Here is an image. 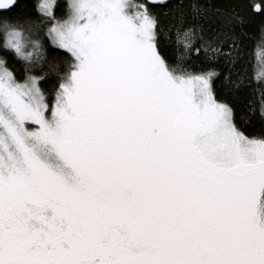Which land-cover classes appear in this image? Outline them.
Masks as SVG:
<instances>
[{
  "label": "snow or ice",
  "instance_id": "1",
  "mask_svg": "<svg viewBox=\"0 0 264 264\" xmlns=\"http://www.w3.org/2000/svg\"><path fill=\"white\" fill-rule=\"evenodd\" d=\"M256 18L264 50V0H0V264H264Z\"/></svg>",
  "mask_w": 264,
  "mask_h": 264
},
{
  "label": "trees",
  "instance_id": "2",
  "mask_svg": "<svg viewBox=\"0 0 264 264\" xmlns=\"http://www.w3.org/2000/svg\"><path fill=\"white\" fill-rule=\"evenodd\" d=\"M57 2L61 5H64V6H66L68 4L67 0H57ZM215 2L216 3H225L226 0H215ZM66 11H67V9L65 8V12ZM260 24H261L260 18H256V19L250 21L249 23H247V25L245 27L244 36H243V52H244L243 63L249 70H251L252 68H255L257 72H259V70H260L259 65L261 63V53H262V51H264L258 46V40H259V35H260ZM49 48L54 49L57 52H66V50L60 49L56 45L49 44ZM17 68L19 69L21 76H22L23 64L18 63ZM33 74L39 75L40 73H39V71H36ZM42 81H43L42 86L46 90H48L49 95L54 96L53 84L58 85V83H59L56 74L49 73L47 76L42 77ZM39 82L40 81H38V83ZM47 102L50 103L51 101L49 100Z\"/></svg>",
  "mask_w": 264,
  "mask_h": 264
},
{
  "label": "rangeland",
  "instance_id": "3",
  "mask_svg": "<svg viewBox=\"0 0 264 264\" xmlns=\"http://www.w3.org/2000/svg\"><path fill=\"white\" fill-rule=\"evenodd\" d=\"M70 2V0H67V3H69ZM56 46H58V45H56ZM26 123H31V122H26ZM33 126H35V125H33Z\"/></svg>",
  "mask_w": 264,
  "mask_h": 264
}]
</instances>
